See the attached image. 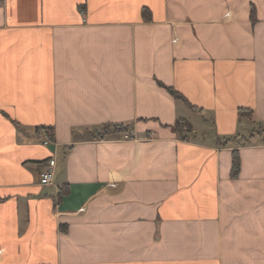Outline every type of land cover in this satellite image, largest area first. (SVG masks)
I'll list each match as a JSON object with an SVG mask.
<instances>
[{
    "label": "crops",
    "instance_id": "0c3cea01",
    "mask_svg": "<svg viewBox=\"0 0 264 264\" xmlns=\"http://www.w3.org/2000/svg\"><path fill=\"white\" fill-rule=\"evenodd\" d=\"M263 123L264 0H0V264H264Z\"/></svg>",
    "mask_w": 264,
    "mask_h": 264
},
{
    "label": "trees",
    "instance_id": "16d2710c",
    "mask_svg": "<svg viewBox=\"0 0 264 264\" xmlns=\"http://www.w3.org/2000/svg\"><path fill=\"white\" fill-rule=\"evenodd\" d=\"M170 93L174 95L177 98H180L181 96L176 91L169 89ZM242 112V110H239V114ZM127 129V126L121 125V124H113V125H103L99 130L95 131L93 133V136L95 138H105L110 133H118L122 132ZM239 170V157L236 150L232 151V165H231V175L234 176L237 174Z\"/></svg>",
    "mask_w": 264,
    "mask_h": 264
},
{
    "label": "built area",
    "instance_id": "2783aa9c",
    "mask_svg": "<svg viewBox=\"0 0 264 264\" xmlns=\"http://www.w3.org/2000/svg\"><path fill=\"white\" fill-rule=\"evenodd\" d=\"M262 128L264 129V123L262 124ZM49 140H50L49 137H45L43 139V144L49 143ZM54 165H55V160L53 158H49L42 163V168L38 173L39 184L47 185L52 182Z\"/></svg>",
    "mask_w": 264,
    "mask_h": 264
}]
</instances>
